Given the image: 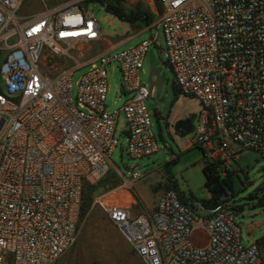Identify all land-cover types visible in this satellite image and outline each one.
Masks as SVG:
<instances>
[{
    "label": "built area",
    "instance_id": "built-area-1",
    "mask_svg": "<svg viewBox=\"0 0 264 264\" xmlns=\"http://www.w3.org/2000/svg\"><path fill=\"white\" fill-rule=\"evenodd\" d=\"M147 1L161 7L158 19L145 25L150 37L116 50L117 43L104 49L97 16L80 0L23 22L16 16L23 0H0V264H55L75 245L84 185L111 171L121 112L128 154L142 158L158 151L146 104L155 87L141 82V72L163 37L180 91L202 105L189 144L201 145L205 159L216 161L224 176L243 150L264 153V0ZM89 47L101 49L88 60ZM49 56L75 64L52 75ZM113 63L122 71V90L131 96L110 112ZM85 65L90 67L74 94V72ZM118 174L121 184L95 195L93 203L146 264H262L263 250L244 244L228 201L205 218L169 188L153 212L133 215L115 192L134 189L143 175ZM199 223L209 233L204 247L191 239Z\"/></svg>",
    "mask_w": 264,
    "mask_h": 264
},
{
    "label": "rangeland",
    "instance_id": "rangeland-1",
    "mask_svg": "<svg viewBox=\"0 0 264 264\" xmlns=\"http://www.w3.org/2000/svg\"><path fill=\"white\" fill-rule=\"evenodd\" d=\"M68 0H23L16 16L20 22L33 18L37 13L45 11L47 8H54ZM134 1V2H133ZM127 0L126 6L129 8L141 7L143 10L150 11L158 19L156 13L158 6L147 0ZM80 6L85 10L97 16L99 25L104 34V49L112 45H118V42L127 34L130 29V23L123 21L109 12L105 5L98 0H80ZM154 20V21H155ZM139 23V22H138ZM142 26L144 23L140 22ZM157 28L155 27L154 30ZM150 37V30L137 34L130 41L118 45L116 50L129 49L135 46L145 38ZM17 38H13L11 43ZM166 45L165 38L158 41L157 46H153L158 66L166 73V80L162 84L161 92L158 95L157 88L154 90L153 97L146 99L148 109L152 113L153 131L155 133L158 151L152 155L142 158H134L127 152V140L124 129L126 128V119L124 112L119 115L116 135L119 138V145L114 149L111 155V171L107 175L111 177L113 172H118L124 177H131L133 171H140L143 177L137 180L138 190L141 192L145 202L156 204L158 192L156 191L164 182L166 190L176 185L183 193L190 197L192 194L199 200L208 199L209 194L206 188V175L203 171L204 151L199 144L190 145L193 133L186 136H180L176 132V125L180 120L186 119L193 114H197L202 105L200 101L191 95L183 92H177L174 89L175 74L167 62V55L163 51ZM101 47L90 48L85 53L88 60L99 53ZM49 65L51 74L56 75L64 69L72 68L74 61L59 56H49ZM90 65H85L74 72L72 82L74 94L77 92V82L80 77L89 69ZM109 72V92L107 97V108L110 112L120 109L130 98L131 94L122 90V71L117 63L108 66ZM150 65L148 58L145 61L144 70L141 72V82L150 84L148 76ZM2 79L0 76V86ZM230 169L235 171L233 174V184L229 190V204L236 213V221L242 228V240L244 244L257 243L264 235V204H259V200L264 198L261 188H264V153L256 150L245 149L242 151L241 158L233 161ZM168 179V180H166ZM108 183V182H107ZM104 181L100 189L107 188ZM111 185V183H110ZM134 189H132L133 191ZM142 206V204L140 203ZM106 212L98 205L92 204L88 211L79 214V239L87 237L93 241V230L106 231ZM105 222V224H104ZM104 224V227H103ZM207 232L203 235V241H206ZM91 236V237H90ZM200 243V241H198ZM93 246V242H90ZM201 246V245H199ZM73 249V248H72ZM71 249V250H72ZM93 252V250H92ZM66 253L55 264H62ZM92 264H105L106 260H100L96 254L93 257ZM6 264H12L7 261ZM264 264V250L263 262Z\"/></svg>",
    "mask_w": 264,
    "mask_h": 264
},
{
    "label": "crops",
    "instance_id": "crops-1",
    "mask_svg": "<svg viewBox=\"0 0 264 264\" xmlns=\"http://www.w3.org/2000/svg\"><path fill=\"white\" fill-rule=\"evenodd\" d=\"M40 13H37L36 16ZM139 23H136L135 25L130 23V29L127 31V34L123 36V38L118 42V45H122L127 41H130L137 34L147 31L145 25L140 26ZM167 183L169 182H164L163 186L161 185L156 190L158 195L166 190L165 186L168 187ZM208 194L210 197L209 191ZM115 198L117 199V202L122 205H130L132 207L133 215H138L144 212H153L158 201H156L155 205H148L145 202L141 192L138 190L137 182L134 184L133 191L129 188H117L115 192ZM182 199L186 203L194 204L197 211L203 217L206 218L210 215V209L203 207L199 201V198L195 197V199L190 200L189 197H187V195L184 193L182 194ZM106 215V231L93 230V241L84 235L83 237H80V239L78 237L77 242L72 247L73 249L71 248L72 250L69 249L66 252L68 254L64 257L62 264H92V254L93 257L97 254L100 260H106L105 264H146L137 254L132 243L128 240L123 231L111 221L107 213ZM205 232H207L206 235L208 238L206 241H203V235ZM191 239L192 242L198 247H204L208 245L209 233L203 223L195 225L192 230ZM198 241H200V243ZM90 242H93V246Z\"/></svg>",
    "mask_w": 264,
    "mask_h": 264
},
{
    "label": "trees",
    "instance_id": "trees-1",
    "mask_svg": "<svg viewBox=\"0 0 264 264\" xmlns=\"http://www.w3.org/2000/svg\"><path fill=\"white\" fill-rule=\"evenodd\" d=\"M103 3L106 9L114 14L119 19L129 22L135 25L138 22L148 25L155 20V15L150 11L143 10L141 7L129 8L126 6L127 0H98ZM161 10V7H160ZM140 26H142L140 24ZM174 89L177 92H181L176 81L174 82ZM204 151V149H203ZM203 171L206 175V188L210 192L208 199L199 200L201 205L207 209L216 207L221 202H227L229 200V190L233 184V174L235 171L228 170L226 176L222 174V169L216 161H210L205 159L204 151V163ZM110 172V171H109ZM109 174V173H108ZM107 174V175H108ZM105 176L101 181L96 184L85 183L82 193L81 212L84 213L90 209L93 204L94 196L102 191H107L121 184L122 179L119 174L115 171L111 177ZM108 182L107 188L100 189L102 182ZM111 183V185H110ZM180 191V194H184L176 185L173 187ZM262 189V188H261ZM190 200L195 199L193 195L189 197ZM229 202V201H228ZM259 204H264V198L259 200ZM257 244L264 250V235L257 241Z\"/></svg>",
    "mask_w": 264,
    "mask_h": 264
},
{
    "label": "water",
    "instance_id": "water-1",
    "mask_svg": "<svg viewBox=\"0 0 264 264\" xmlns=\"http://www.w3.org/2000/svg\"><path fill=\"white\" fill-rule=\"evenodd\" d=\"M148 60L150 65L148 82L150 84V88H157V94L159 95L161 92L162 84L166 80V73L162 70V67L158 66V59L156 57L154 48L149 51ZM196 117L197 114L195 113L186 119L180 120L176 125V132L180 136H186L192 133L195 128Z\"/></svg>",
    "mask_w": 264,
    "mask_h": 264
}]
</instances>
